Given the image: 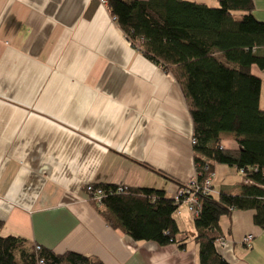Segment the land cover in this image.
Returning <instances> with one entry per match:
<instances>
[{
    "label": "crops",
    "instance_id": "1",
    "mask_svg": "<svg viewBox=\"0 0 264 264\" xmlns=\"http://www.w3.org/2000/svg\"><path fill=\"white\" fill-rule=\"evenodd\" d=\"M253 2L264 21V0ZM252 72L264 109V70ZM192 137L176 78L131 43L101 0H0V234L103 264H199L184 204L174 217L185 245L160 244L110 226L85 189L124 184L172 198L195 174ZM222 144L238 148L231 135ZM244 180L216 162L212 193H238ZM220 226L227 243L217 249L230 264H264L254 210H233Z\"/></svg>",
    "mask_w": 264,
    "mask_h": 264
},
{
    "label": "trees",
    "instance_id": "2",
    "mask_svg": "<svg viewBox=\"0 0 264 264\" xmlns=\"http://www.w3.org/2000/svg\"><path fill=\"white\" fill-rule=\"evenodd\" d=\"M105 1L131 43L181 86L193 120L199 181L213 172L216 162L236 166L244 175L238 193L201 194L194 218L199 264H230L217 249L216 240L223 235L220 218L252 209L254 222L264 227L262 81L252 72L253 65L264 70V21L254 16L253 0H218L217 5L196 0ZM227 134L238 148L223 146ZM92 186L101 189L102 197L94 200L86 186L90 203L110 226L135 240L185 245L187 237L178 238L181 230L174 217L179 205L163 189L102 182ZM36 245L19 235L0 234V264H103L91 255L58 254Z\"/></svg>",
    "mask_w": 264,
    "mask_h": 264
},
{
    "label": "built area",
    "instance_id": "3",
    "mask_svg": "<svg viewBox=\"0 0 264 264\" xmlns=\"http://www.w3.org/2000/svg\"><path fill=\"white\" fill-rule=\"evenodd\" d=\"M103 3H106L105 0H102ZM115 19V17H113ZM194 142V138L192 137V143ZM208 167V166H206ZM199 172H195V174L185 183H182L178 186L175 194L173 195L172 199L176 204L179 206L182 204H186L188 210L195 214L194 216L198 215L201 207L200 203V195L201 194H208L212 190V176L213 172L208 174L202 181L198 179ZM88 189L93 192V199L96 201H100L102 197L101 189H94L92 183H89ZM124 187L119 186L118 189L122 190ZM253 240V234L248 233L243 237V243L247 246H250ZM217 243L220 245H225L227 243V239L225 237H219L216 240ZM37 249L40 248V245H36Z\"/></svg>",
    "mask_w": 264,
    "mask_h": 264
},
{
    "label": "rangeland",
    "instance_id": "4",
    "mask_svg": "<svg viewBox=\"0 0 264 264\" xmlns=\"http://www.w3.org/2000/svg\"><path fill=\"white\" fill-rule=\"evenodd\" d=\"M102 1V0H101ZM196 1H201V2H205V3H207V4H209V5H217L218 4V0H196ZM102 3H103V1H102ZM114 19V18H113ZM227 135H229V134H227ZM226 140V138L224 139V141ZM229 140H232V138H229ZM195 172H196V169H195ZM87 188V191H90L89 189H88V186L86 187ZM89 196V195H88ZM90 200V199H89ZM183 205V204H182ZM185 206L186 207H188L186 204H185ZM188 209V208H187ZM193 215H195V214H193ZM184 232H182V234H183Z\"/></svg>",
    "mask_w": 264,
    "mask_h": 264
}]
</instances>
